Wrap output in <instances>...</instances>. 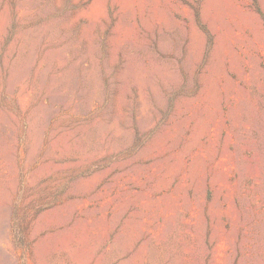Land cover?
I'll list each match as a JSON object with an SVG mask.
<instances>
[{"label": "rangeland", "instance_id": "rangeland-1", "mask_svg": "<svg viewBox=\"0 0 264 264\" xmlns=\"http://www.w3.org/2000/svg\"><path fill=\"white\" fill-rule=\"evenodd\" d=\"M0 264H264V0H0Z\"/></svg>", "mask_w": 264, "mask_h": 264}]
</instances>
